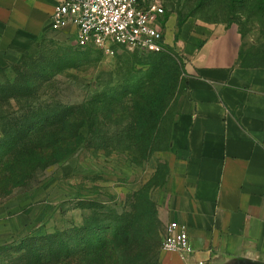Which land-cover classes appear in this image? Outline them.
<instances>
[{
	"label": "rangeland",
	"instance_id": "1",
	"mask_svg": "<svg viewBox=\"0 0 264 264\" xmlns=\"http://www.w3.org/2000/svg\"><path fill=\"white\" fill-rule=\"evenodd\" d=\"M159 1L166 13L176 15L178 20L183 13L191 15L188 19L237 26L245 49H254L264 41V12L253 6L255 0ZM236 10L240 12L234 13ZM164 28L162 18L160 29L164 32ZM162 53L176 57L170 51ZM157 57L158 54L117 44L109 48L83 45L75 41L73 32H53L14 67L0 72L1 117L11 111L2 98L22 93L29 104L37 107L47 103L56 106L59 102L65 106L91 102L92 107L106 103L108 111L102 115L110 123L105 126L109 131L107 138L98 140L88 135L70 156L33 175L25 172L22 182L13 178L6 182L7 191L0 194V210L4 206L6 219L15 217L11 224L15 233L0 238V264L18 256L7 246L22 245L24 239L33 235L72 226L88 227L90 235H95L96 213L108 209L128 212L140 192H148L157 203L169 174L171 127L187 94L183 76L179 81L172 76L169 81L152 85L150 74ZM150 82L157 91L148 95ZM13 83L17 86L13 87ZM143 98L150 107L156 106V116L164 110L167 119H160L156 126L146 115L137 130L140 143L133 144L131 120L126 118L129 113L124 111L119 118L110 119L109 104L120 101L131 107ZM162 123V136L147 147L153 130ZM119 140L123 144L118 145ZM30 168L28 164L26 171Z\"/></svg>",
	"mask_w": 264,
	"mask_h": 264
},
{
	"label": "crops",
	"instance_id": "2",
	"mask_svg": "<svg viewBox=\"0 0 264 264\" xmlns=\"http://www.w3.org/2000/svg\"><path fill=\"white\" fill-rule=\"evenodd\" d=\"M55 6L0 0V72L56 32ZM178 22L170 15L164 35L184 62L187 94L171 128L169 174L156 204L164 225L187 226L193 253L162 251L161 264H264V66L238 64L237 26ZM6 216L2 206L0 238L15 233V217Z\"/></svg>",
	"mask_w": 264,
	"mask_h": 264
},
{
	"label": "trees",
	"instance_id": "3",
	"mask_svg": "<svg viewBox=\"0 0 264 264\" xmlns=\"http://www.w3.org/2000/svg\"><path fill=\"white\" fill-rule=\"evenodd\" d=\"M252 4L264 12V0H255ZM239 12L236 10L234 13ZM169 16L170 13L165 14L164 22ZM188 16L191 15L181 13L179 25ZM153 54H158V57L151 69L152 85L156 86L165 79L169 81L172 76L178 81L180 76L185 77V65L181 58L166 53ZM238 64L244 67L264 66V41L254 49H245L242 42ZM182 83L186 85V81ZM13 84V87L17 86ZM149 84L148 95L157 91L151 82ZM24 98L22 93H11L2 98L11 111L8 115L0 116V194L5 193V184L11 178L22 182L25 172L33 175L38 169L73 154L88 135L102 140L109 134L105 126L110 123L102 115L108 111L106 103H96L92 107L91 102L76 106H65L59 102L56 106L47 103L37 107ZM140 100L131 107L120 101L109 104L112 107L110 119L114 116L119 118L124 111L129 113L126 118L131 120L129 127L133 144L140 143L137 130L141 128V121L146 115L156 126L160 124V119H167L163 116L164 110L156 116V106L150 107L146 98L142 102ZM162 134L163 123L153 130L147 147L158 142ZM121 144L123 142L119 140L118 145ZM28 164L31 168L26 171ZM96 214L98 225L95 226V235H90L88 227L77 226L51 234L33 235L24 239L22 245L6 247L18 254L14 261L6 264H161L164 224L159 217L157 204L148 192L136 195L128 212L108 209Z\"/></svg>",
	"mask_w": 264,
	"mask_h": 264
},
{
	"label": "built area",
	"instance_id": "4",
	"mask_svg": "<svg viewBox=\"0 0 264 264\" xmlns=\"http://www.w3.org/2000/svg\"><path fill=\"white\" fill-rule=\"evenodd\" d=\"M165 14L159 0H56L51 28L73 32L75 41L83 45L109 48L117 44L145 53H162L169 51L160 29ZM161 250L182 257L192 255L187 226L169 222Z\"/></svg>",
	"mask_w": 264,
	"mask_h": 264
}]
</instances>
